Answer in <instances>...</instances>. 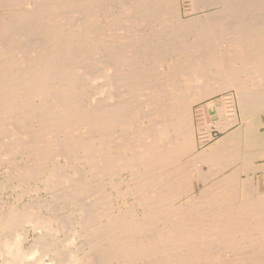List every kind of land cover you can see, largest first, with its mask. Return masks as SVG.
<instances>
[{"label":"bare ground","instance_id":"6f19581e","mask_svg":"<svg viewBox=\"0 0 264 264\" xmlns=\"http://www.w3.org/2000/svg\"><path fill=\"white\" fill-rule=\"evenodd\" d=\"M192 2L213 11L0 0V164L24 194L44 179L74 215V248L45 264H264V173L250 161L264 148V0ZM203 101V120L215 115L225 134L199 150L193 105ZM107 186L133 201L113 205ZM27 204H0V231L13 232L0 239V264L47 255L46 233L68 228L53 205Z\"/></svg>","mask_w":264,"mask_h":264},{"label":"rangeland","instance_id":"374dc122","mask_svg":"<svg viewBox=\"0 0 264 264\" xmlns=\"http://www.w3.org/2000/svg\"><path fill=\"white\" fill-rule=\"evenodd\" d=\"M180 1V3H181V9H182V13H183V16L184 17H190V18H192V19H194V18H196L197 16H202V17H205V15H206V12H207V10H210V12L211 11H213V8H206V7H203V6H201V8H200V10H199V12L198 11H194L193 9H191L192 8V6H193V0H179ZM207 1H209V0H207ZM207 3H210V2H207ZM207 3H205V4H207ZM117 4V6H119V3H116ZM258 4V3H257ZM192 5V6H191ZM204 5V4H203ZM182 6H184V7H182ZM185 12H187V13H185ZM188 14V15H187ZM198 14V15H197ZM196 15V16H195ZM213 15H215V14H213ZM100 52V51H99ZM101 54V53H100ZM99 54V58H100V60H101V64H99L98 65V68L99 69H101L103 66H101V68L99 67L100 65H102L103 64V62H104V60H106V57H102V55L103 56H105L106 55V53H104L103 54V52H102V55H100ZM101 58H105L104 60L103 59H101ZM101 83H103V81L102 80H100V81H98V82H96V84H99V86H97V85H94V86H96L95 87V89L96 88H100V90H98V89H96V91L98 90V91H101V92H103V89L105 90V92H103V93H106V87L105 86H102L103 84H101ZM100 85H101V87H100ZM105 85V84H104ZM103 88V89H102ZM228 91H230V92H233L234 90H228ZM226 93H228V92H226ZM229 97V96H228ZM214 98L218 101V105L220 106V105H222V103H221V94H218V95H215L214 96ZM211 99H213V98H210V99H208V100H205V102L206 101H210ZM230 101H228V105L226 106V117L228 118V119H232V118H235V120H236V112L239 110V105H237L238 104V99L233 103V102H231V99H229ZM203 103H204V101L203 102H199V103H196V104H194L193 105V112H194V119L196 120L195 121V125H197V127L195 126V138H196V140H197V145H198V149L199 150H203V149H207V148H210L212 145H214V143L218 140V139H220V138H222L223 137V135L225 134V131H223V130H220L219 128H216V124H215V122H213V121H215L217 118H216V116L214 115L213 117H212V119L211 120H209V121H204L203 120V118H202V106H203ZM229 104H230V106H229ZM200 105V106H199ZM195 106V107H194ZM197 109V110H196ZM230 111H229V110ZM234 109V110H233ZM228 110V111H227ZM234 111V112H233ZM231 113H233V114H231ZM232 115H234V116H232ZM230 118H229V117ZM232 116V117H231ZM240 121V120H239ZM206 122V123H205ZM241 123V121L240 122H238V125ZM207 124H209V125H211V129L209 130L208 128H209V126L208 127H206L207 126ZM234 126H237V123H235L233 126L231 125L230 126V129H233V128H235ZM210 132V133H209ZM209 134H211L210 136H209ZM203 143V144H202ZM201 144V145H200ZM203 146V147H202ZM17 158H19V159H17ZM17 158H16V161H18V160H20V159H22V157L20 156V155H18L17 156ZM22 161H24L23 159H22ZM63 162V161H62ZM6 163H2V164H0V204L1 203H4V202H6L7 204H13L14 203V205H16V206H18L19 208H21L22 207V205H23V207L24 206H26V202L28 203L27 204V206L29 207V205L30 204H32V208H39V207H43L42 205H43V203L44 204H48V205H53L54 206V210H56L55 212H53V213H55L58 217H60V219H63V218H65V219H63V220H67V222H66V225H65V227H67L68 226V228H70L69 230L71 231H69L68 230V228L65 230V232H63L64 231V228L63 227H60V226H58L57 224L56 225H54L55 227H57V230H56V228L54 227L53 228V230L51 231V232H48V233H46L45 232V230H44V233H46V237H47V239L46 240H48V241H46V242H50V244H52L51 245V249H49L50 251L49 252H47V255H40V254H38V251H37V254L36 253H34L32 256L33 257H31V256H28V257H30L29 259H27L28 257H24V259H22V261L24 262L23 264H27V263H29V264H32L31 262H33L34 261V259H36V257L38 258V255H40V257H41V262H43L42 264H45V263H50V262H57L58 261V259H60V258H62V257H64V254H66L65 252H67V251H71V249H73L74 248V245L72 244V242L70 241L71 239H69L70 238V235H71V233H72V231L73 230H71V224H72V222L70 221L71 220V218L74 216L73 215V211H70V208H68V207H66V206H64V205H61V206H59L60 204H61V201H59V200H57L56 202L58 203V204H56L55 203V200L57 199L56 197H54L53 196V193H51L50 194V192L51 191H49L48 189H46V188H44V185H45V182H44V179H43V181H41V180H34V181H31L30 183H29V186L30 187H32V188H34L33 189V192L32 191H28L26 194H24L23 193V191H25L26 189L24 188V189H22L21 188V186L20 185H17L18 184V182H17V180L15 179V171H11L9 168H8V165L6 164ZM194 164V163H193ZM196 165V164H195ZM199 165H197V167H198ZM189 167V166H188ZM192 167V166H191ZM9 169V170H8ZM189 169V168H188ZM12 173H11V172ZM8 173V174H7ZM14 174V175H13ZM126 174V175H125ZM125 175V176H124ZM127 176V177H126ZM12 177V178H11ZM122 177V178H121ZM129 177H130V173L129 172H123L122 173V176H120V177H118L119 178V180H120V182L122 181V179H124L122 182H124V181H127L128 179H129ZM10 178V179H9ZM14 178V179H13ZM44 178V177H43ZM116 178V177H115ZM118 178H116V179H113L114 180V182L116 183V182H119V180H118ZM12 180V181H11ZM117 180V181H116ZM39 181V182H38ZM37 183H38V187H35V186H37ZM31 184V185H30ZM17 185V186H16ZM34 185V186H33ZM19 187V188H18ZM26 187V186H25ZM110 187V188H109ZM124 187H125V189H124ZM15 188V189H14ZM21 188V189H20ZM27 188V187H26ZM109 188V189H108ZM43 189V190H42ZM121 189L122 190H126V189H128L127 188V186H126V184H123V186L121 187ZM23 190V191H22ZM36 190V191H35ZM45 190V191H44ZM107 190L108 191H106L105 190V192L106 193H108L109 192V194L111 193V201H114L112 204L113 205H119V206H121L119 203H121V204H124V202H127V203H125V205L126 204H130L132 201H133V197L132 196H130V194H128L127 196H126V193H123V194H121V197L120 196H118L117 195V193L115 192V190L111 187V186H107ZM111 190V191H110ZM16 192V193H15ZM197 192V191H196ZM21 193V194H20ZM36 193L38 194V195H36ZM114 194H115V196H114ZM20 195V196H19ZM22 195V196H21ZM51 195V196H50ZM113 195V196H112ZM43 196V197H42ZM54 198H53V197ZM126 196V197H125ZM22 197V198H21ZM119 197V198H118ZM129 197V198H128ZM46 198V199H45ZM112 198H114V199H112ZM17 199V200H16ZM52 199H55V200H53L52 201ZM120 199V200H119ZM32 202H31V201ZM122 200V201H121ZM129 200V201H128ZM18 201V202H17ZM44 201V202H43ZM116 201V202H115ZM118 201V202H117ZM120 201V202H119ZM50 202H52V203H50ZM54 202V203H53ZM30 203V204H29ZM39 203H41V204H39ZM118 203V204H117ZM34 204V205H33ZM36 204H38V207H36L37 205ZM55 204V205H54ZM57 206H59V207H57ZM118 206V207H119ZM31 207V206H30ZM61 207V208H60ZM60 208V209H59ZM67 209H69V211L67 210ZM61 210H63V211H61ZM64 212H65V214H64ZM72 212V213H71ZM60 215H59V214ZM70 213V214H69ZM68 214V215H67ZM61 216L63 217V216H67V217H63V218H61ZM68 216H70V217H68ZM67 218V219H66ZM28 227V228H27ZM30 226H28V225H22V227L20 226V228H18V232H19V234H20V236L21 237H23L22 239H23V243H22V248H24L25 250H27L28 249V246L29 245H31V243H33V241H34V236L35 235H33V231H31V229L29 228ZM60 227V228H59ZM21 228H23V229H21ZM28 229V230H27ZM24 232H23V231ZM56 230V231H55ZM2 232V233H1ZM22 234H23V236H22ZM65 234V235H64ZM6 235H7V238H6ZM13 232H7L6 233V231H0V239H2V238H6L7 240L9 239H12L13 237ZM10 237V238H9ZM28 237V238H27ZM66 237V238H65ZM24 239L26 240V241H24ZM53 240V241H52ZM66 242V243H65ZM71 242V243H70ZM69 243V244H68ZM72 244V245H71ZM28 245V246H27ZM26 247H27V249H26ZM70 247V248H69ZM73 247V248H72ZM17 249V248H16ZM1 250V249H0ZM24 250V251H25ZM64 250V251H63ZM58 252V253H57ZM37 255V256H36ZM2 255L0 254V259L2 258L1 257ZM42 257H44V258H42ZM54 257V258H53ZM58 259H57V258ZM51 259H53V260H51ZM36 261H37V259H36ZM45 261H47V262H45ZM55 264V263H54Z\"/></svg>","mask_w":264,"mask_h":264},{"label":"crops","instance_id":"0c3cea01","mask_svg":"<svg viewBox=\"0 0 264 264\" xmlns=\"http://www.w3.org/2000/svg\"><path fill=\"white\" fill-rule=\"evenodd\" d=\"M262 120H263V125H262V129L264 130V112L262 114ZM257 155L253 158H250L251 160V164L256 165L262 169H260L259 171H257V174L264 173V148L258 150V152L256 153ZM261 158V159H260ZM256 159V160H255ZM252 169V168H251ZM253 171L250 170L249 173L247 175H245V177L252 175ZM257 177V176H256Z\"/></svg>","mask_w":264,"mask_h":264}]
</instances>
